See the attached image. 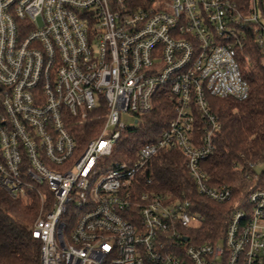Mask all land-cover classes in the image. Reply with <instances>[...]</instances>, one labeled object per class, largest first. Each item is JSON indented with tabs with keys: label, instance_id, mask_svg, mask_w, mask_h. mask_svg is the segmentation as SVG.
Returning a JSON list of instances; mask_svg holds the SVG:
<instances>
[{
	"label": "built area",
	"instance_id": "built-area-1",
	"mask_svg": "<svg viewBox=\"0 0 264 264\" xmlns=\"http://www.w3.org/2000/svg\"><path fill=\"white\" fill-rule=\"evenodd\" d=\"M132 2L0 0V189L38 200L39 264H264V188L247 194L220 240L192 245L202 217L189 202L140 187L148 164L176 150L198 196L232 199L202 167L221 130L207 97L247 99L239 60L249 39L264 66L255 0L248 13L231 0ZM162 90L174 113L166 129L107 166ZM101 107L98 136L79 146L68 123ZM257 168L246 163V179L260 182Z\"/></svg>",
	"mask_w": 264,
	"mask_h": 264
},
{
	"label": "trees",
	"instance_id": "trees-1",
	"mask_svg": "<svg viewBox=\"0 0 264 264\" xmlns=\"http://www.w3.org/2000/svg\"><path fill=\"white\" fill-rule=\"evenodd\" d=\"M231 1L243 13H248L253 6L252 0ZM132 3L138 5L140 2L134 0ZM254 3L264 25V0H255ZM260 55V50L249 39L239 60L243 80L249 88L246 100L207 97L210 111L219 120L221 130L213 154L202 167L211 186L227 187L232 191L230 202L216 204L198 196L185 169V161L176 150L164 151L155 157L147 166L145 178L140 181V187L145 191L188 201L191 213L202 217L200 225L187 234L192 245L220 240L231 215L248 208L247 194L264 188V170L260 182L254 183L245 177L246 163L264 166V66ZM246 58L249 64L245 62ZM104 112L101 107L83 122L73 120L68 123V131L79 146L83 147L98 136ZM173 116L170 96L166 91H158L151 111L138 117L136 128L121 134L105 164L132 161L141 146L158 138ZM148 179L150 185H146ZM38 213L39 203L34 196L25 203L9 198L0 189V264H39V243L32 239L30 229Z\"/></svg>",
	"mask_w": 264,
	"mask_h": 264
},
{
	"label": "rangeland",
	"instance_id": "rangeland-1",
	"mask_svg": "<svg viewBox=\"0 0 264 264\" xmlns=\"http://www.w3.org/2000/svg\"><path fill=\"white\" fill-rule=\"evenodd\" d=\"M120 120L126 125V127L128 128H134L135 127V118L132 115H122L120 117ZM264 170V166L260 165L258 166V168L256 169V172L259 174Z\"/></svg>",
	"mask_w": 264,
	"mask_h": 264
}]
</instances>
